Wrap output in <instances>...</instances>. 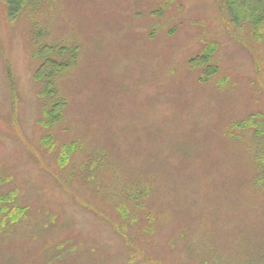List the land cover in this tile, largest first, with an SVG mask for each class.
Returning a JSON list of instances; mask_svg holds the SVG:
<instances>
[{
  "label": "rangeland",
  "instance_id": "374dc122",
  "mask_svg": "<svg viewBox=\"0 0 264 264\" xmlns=\"http://www.w3.org/2000/svg\"><path fill=\"white\" fill-rule=\"evenodd\" d=\"M11 10L0 0V264H264V133L234 128L264 117V30L222 0ZM44 46L70 63L53 94L35 80Z\"/></svg>",
  "mask_w": 264,
  "mask_h": 264
},
{
  "label": "trees",
  "instance_id": "16d2710c",
  "mask_svg": "<svg viewBox=\"0 0 264 264\" xmlns=\"http://www.w3.org/2000/svg\"><path fill=\"white\" fill-rule=\"evenodd\" d=\"M8 4L12 7L10 11V16L14 18L16 14L22 11L24 0H6ZM223 7L227 11L228 15L231 18V21L238 27H244L245 25H249L252 28L254 38L261 41V36L264 30V0H222ZM58 49L64 51V48H59L57 46H44L42 49L37 52V55L42 58L43 62L39 66L38 70L35 73V80H37L40 84L45 86L46 93L45 94H53L54 93V79L57 74L61 73L67 65L60 64L53 57V54L57 52ZM213 51H209V55L203 57L201 64H207L210 62V54ZM75 56V55H74ZM73 56V58H74ZM198 57L196 60H199ZM216 74V71L213 67L208 68L207 75L203 78V80H209ZM65 107L64 102L56 103L51 111H46L49 114L51 121L50 124H55L58 122L62 116V110ZM264 117L260 114L251 115L248 119L243 120L237 124H235L234 128H238L241 130H253L256 135H261L264 133ZM71 152L76 149L75 144H71L66 148ZM261 162L264 161V157L261 158ZM5 210L4 208L2 209ZM16 212L20 215L23 213L21 209H16ZM13 214V213H12ZM22 215V214H21ZM14 216V215H13ZM12 216L13 221L18 220V216Z\"/></svg>",
  "mask_w": 264,
  "mask_h": 264
}]
</instances>
